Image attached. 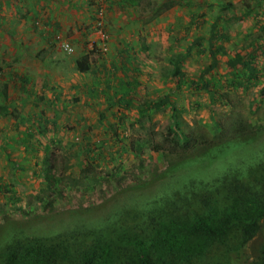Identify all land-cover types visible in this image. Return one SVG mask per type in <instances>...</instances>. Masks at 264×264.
<instances>
[{"label": "rangeland", "instance_id": "rangeland-1", "mask_svg": "<svg viewBox=\"0 0 264 264\" xmlns=\"http://www.w3.org/2000/svg\"><path fill=\"white\" fill-rule=\"evenodd\" d=\"M107 1L0 0V264L19 241L67 246L72 257L64 264H77L92 236H106L105 226L133 217L132 227H147L157 199L175 197L169 204L187 209L182 193L215 192L226 165L248 179L264 169V75L234 88L231 79L245 68L227 64L252 51L264 67V0H121L110 9ZM100 11L110 35L102 55L90 52ZM218 18L231 41L206 76L224 84L215 106L205 89L178 85L172 58L184 56L181 68L199 78L210 52L187 49L199 36L207 49ZM56 23L72 53L49 44ZM84 55L86 73L77 66ZM118 76L140 82L130 108L104 92ZM83 84L102 91L96 98ZM166 93L175 111H141ZM176 128L188 138L179 139ZM90 157L94 167L83 172ZM244 253L240 264H258ZM204 258L193 264H209Z\"/></svg>", "mask_w": 264, "mask_h": 264}, {"label": "trees", "instance_id": "trees-1", "mask_svg": "<svg viewBox=\"0 0 264 264\" xmlns=\"http://www.w3.org/2000/svg\"><path fill=\"white\" fill-rule=\"evenodd\" d=\"M175 4L174 1L165 3L159 14ZM218 23L219 18L210 26L211 62L202 69L199 78L189 76L181 68L184 56L172 58V75L178 85L185 84L190 89H205L215 106L222 97L220 93L224 84L216 75L212 78L206 76L217 68L219 55L228 54L224 43L230 41L224 30L218 29ZM200 42L201 38L193 40L188 52L193 46H201ZM90 52L96 51L94 49ZM262 52L264 53L263 47ZM256 57L257 52L251 51L248 56L237 53L228 59L229 67L245 68L240 75L231 79V87L245 88L259 81L261 75H264V67H258ZM77 66L80 72H88L91 68L90 56L79 58ZM117 81L116 87L108 85L104 92L124 107L130 108L133 105L132 92L139 87L140 82L135 78L122 76ZM95 92L94 96L98 97L101 91L96 88ZM165 105H171L175 111L169 93L145 103L141 111L147 114ZM175 135L182 141L185 137L188 138L183 130L177 128ZM95 161V157H90L83 172L92 170ZM224 172L226 173L223 174ZM239 173V169L232 172L229 165H226L221 173L222 177L218 178L219 184L213 190L215 192L210 191L212 193L195 199L190 192L182 193L189 204L187 209L185 204L175 207L174 203L169 204L175 197L157 199L155 208L150 212L154 216L153 221L147 227H132L133 217L121 218L117 221L121 222L118 227L113 223L105 226L106 236L101 233L92 236L94 242L82 251L77 264H117L119 261L121 264H193L196 258L201 257H209V260H205L209 264H240L246 260V251L253 254L252 260L264 264V169L258 168L254 172L256 177L251 179ZM71 257L72 253L67 246L41 241H19L7 249L4 264H64Z\"/></svg>", "mask_w": 264, "mask_h": 264}, {"label": "built area", "instance_id": "built-area-1", "mask_svg": "<svg viewBox=\"0 0 264 264\" xmlns=\"http://www.w3.org/2000/svg\"><path fill=\"white\" fill-rule=\"evenodd\" d=\"M104 12L100 11L98 15V19H96L97 22V28L95 34L98 37V43L94 42L91 46L93 50L97 52V54L102 55L105 54L108 51V42L110 40V35L104 28ZM55 44L59 48V50L67 53H72L74 51L73 45L71 41H69L63 34H58L56 36Z\"/></svg>", "mask_w": 264, "mask_h": 264}, {"label": "crops", "instance_id": "crops-1", "mask_svg": "<svg viewBox=\"0 0 264 264\" xmlns=\"http://www.w3.org/2000/svg\"><path fill=\"white\" fill-rule=\"evenodd\" d=\"M116 1H117V3L119 2V1H121V0H108L107 1V4L108 5H106V7L108 6V8L110 9V8H112V6L113 5H115V4H117L116 3ZM128 0H125V2H127ZM109 12V11H108ZM107 12V15H108V17L110 18L112 15L110 14L109 15V13ZM215 21V20H214ZM213 21V22H214ZM212 22V23H213ZM212 23H210V26H211V24ZM219 24H220V21H219V23H218V29H221L222 30V28L223 27H221L222 25H220L219 26ZM56 26H57V30L55 31V32H52L50 35H51V38H47L48 40H49V44L50 45H52V47H53V50H56V51H58L59 50V48L56 46V44H55V41H56V36L58 35V34H61V33H57V32H59V31H61L63 28L61 27V25L59 24V23H56ZM209 26V27H210ZM61 28V29H60ZM209 36H206V40L209 42V47L207 48V49H205L204 47H203V44H202V40H201V46L200 45H198V49L199 48H201V50L200 51H202V50H204V51H209L210 52V50H209V48H210V40H211V37H212V32H211V27H210V32H209ZM227 34V33H226ZM66 38H67V36L65 35V34H63ZM227 36L229 37V39H230V41H231V37L227 34ZM197 38H201L200 36L199 37H197ZM196 38V39H197ZM69 41H71L72 42V40H70L69 38H67ZM203 39V38H202ZM195 40V39H194ZM229 41V42H230ZM226 43H228V42H226ZM226 43H224L225 44V46H226ZM188 49H189V46H188ZM188 49H187V51H188ZM226 50L228 51V48H227V46H226ZM61 51V50H60ZM59 52V51H58ZM61 53H64V54H68L67 52H63V51H61ZM228 55V54H227ZM219 56H222V55H219ZM224 56H226V55H224ZM113 64H110L109 66H108V68H110L111 66H112ZM110 70H111V68H110ZM118 71L120 72L121 71V69H118ZM123 74H125V73H123ZM118 77H121V76H118ZM119 80V79H118ZM115 84V82L113 81L112 83H111V86H113ZM105 85H110V80H106V82H105ZM89 86V87H88ZM81 88H83L84 90L85 89H87V88H90V90L91 89H96L97 88V86H95V85H93V84H83L82 86H81ZM100 90V89H99ZM100 91H102V90H100ZM91 92H93V90L91 91ZM90 93V92H89ZM94 93V92H93ZM94 97H96L97 98V96H94Z\"/></svg>", "mask_w": 264, "mask_h": 264}]
</instances>
